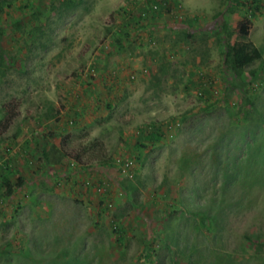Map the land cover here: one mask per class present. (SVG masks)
Segmentation results:
<instances>
[{
	"label": "rangeland",
	"instance_id": "rangeland-1",
	"mask_svg": "<svg viewBox=\"0 0 264 264\" xmlns=\"http://www.w3.org/2000/svg\"><path fill=\"white\" fill-rule=\"evenodd\" d=\"M2 165L0 264H264V0H0Z\"/></svg>",
	"mask_w": 264,
	"mask_h": 264
},
{
	"label": "trees",
	"instance_id": "trees-1",
	"mask_svg": "<svg viewBox=\"0 0 264 264\" xmlns=\"http://www.w3.org/2000/svg\"><path fill=\"white\" fill-rule=\"evenodd\" d=\"M158 11L163 9V6L160 3H157ZM166 7V8H165ZM165 11L169 12L171 5L168 3L165 5ZM250 16H254L253 13L250 12ZM249 24L247 22H241L238 25V37L239 40L235 41L231 45L226 47V51L223 55V65L229 70L232 74H238L243 68L254 62L255 60L260 59V52L248 41L245 40L246 35L248 34ZM147 138L156 142L159 141V135L150 134ZM84 150V149H82ZM64 156L61 154V157ZM44 159H46L47 155L43 154ZM73 161L77 164L79 162V156L76 155L73 157ZM3 168V176H2V184L6 187V195L9 196L12 192L11 187L8 182V170L2 165L0 167ZM104 169L105 167L100 166L97 169Z\"/></svg>",
	"mask_w": 264,
	"mask_h": 264
},
{
	"label": "built area",
	"instance_id": "built-area-1",
	"mask_svg": "<svg viewBox=\"0 0 264 264\" xmlns=\"http://www.w3.org/2000/svg\"><path fill=\"white\" fill-rule=\"evenodd\" d=\"M179 6L178 5H176V8H178ZM164 9V8H163ZM175 10H172V9H170V11L169 12H166V13H171V14H175L176 12H174ZM146 12H147V14H152V13H158L159 11H158V7H157V4H151L150 6H149V8H148V10L147 11H145V12H142L140 15H141V17H146L147 16V14H146ZM93 70L92 69H90L89 70V72H92ZM132 78V77H131ZM133 161L132 160H130V159H126V160H124L119 166H118V173H119V175H122V176H125V177H130V174H131V169H132V167H133ZM103 171H105V168L104 169H102ZM56 184H59V182L58 181H56ZM91 184V182L90 181H88V180H85L84 182H83V186L84 187H88L89 185ZM96 191H101V188L99 187V185H97L96 186Z\"/></svg>",
	"mask_w": 264,
	"mask_h": 264
},
{
	"label": "crops",
	"instance_id": "crops-1",
	"mask_svg": "<svg viewBox=\"0 0 264 264\" xmlns=\"http://www.w3.org/2000/svg\"><path fill=\"white\" fill-rule=\"evenodd\" d=\"M172 2H174V0H171ZM75 106V105H74ZM72 107L71 109H73V110H76V107ZM74 115H78V113H74ZM67 116H68V114H67ZM63 118H67L66 116H62L61 117V119H63ZM52 119V118H51ZM63 128H64V124L63 125H61V124H54L53 126H51V131H61V130H63ZM53 136V135H52ZM48 144H49V142H48ZM48 146L47 145H43L42 146V152L43 153H46L49 149L47 148ZM106 169V168H105ZM82 192V191H81Z\"/></svg>",
	"mask_w": 264,
	"mask_h": 264
}]
</instances>
